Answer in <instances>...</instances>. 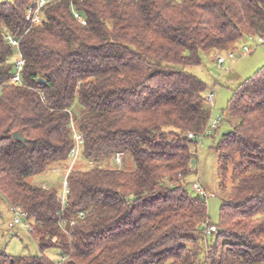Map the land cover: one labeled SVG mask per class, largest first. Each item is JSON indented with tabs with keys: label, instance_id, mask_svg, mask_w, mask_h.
Masks as SVG:
<instances>
[{
	"label": "trees",
	"instance_id": "trees-1",
	"mask_svg": "<svg viewBox=\"0 0 264 264\" xmlns=\"http://www.w3.org/2000/svg\"><path fill=\"white\" fill-rule=\"evenodd\" d=\"M27 2H0V194L27 212L38 253L1 252L0 264H264V65L234 89L213 147L220 188L231 182L218 224L185 187L187 134L210 117L187 67L264 38V0H50L38 26ZM7 33L21 37L23 86L7 83ZM71 122L89 167L67 173L62 207L55 186L27 179L69 163Z\"/></svg>",
	"mask_w": 264,
	"mask_h": 264
},
{
	"label": "rangeland",
	"instance_id": "rangeland-1",
	"mask_svg": "<svg viewBox=\"0 0 264 264\" xmlns=\"http://www.w3.org/2000/svg\"><path fill=\"white\" fill-rule=\"evenodd\" d=\"M257 35H254L256 38ZM243 46L251 47V51L236 60H227L225 69H220L214 57L216 52H201V63L194 66H188L187 70L198 76L206 85V92L216 87L214 93V107L206 106L210 113V120L221 115L222 120L219 122L216 130L207 129L204 134L194 139L190 148L193 151V157L190 162L191 173L186 177V189L189 194L195 195L191 183L198 181L206 192L214 193V196L205 197L207 206V216L213 224H218L219 209L222 198L228 194L231 182L229 177L225 181V189L219 186V178L217 174V156L213 150L224 132L231 129L233 120L226 113L228 102L233 94L234 89L247 77L251 76L258 68L264 65V42L255 44L249 37L244 38L235 47L241 51ZM221 55H224L222 52ZM225 68V67H224ZM77 102L74 103L76 106ZM76 163L81 167H89L87 161L77 158ZM56 167L49 169L43 173L29 177L27 180L34 185H53L57 188L58 194H61V183L64 178L65 168ZM57 169V170H56ZM13 213L8 203L0 194V253L10 256H24L28 254H37L38 248L36 242L31 238L28 231L19 225L12 227L8 223L13 219ZM208 241L212 240L209 236ZM44 254L53 261L60 259V251L57 248H48Z\"/></svg>",
	"mask_w": 264,
	"mask_h": 264
},
{
	"label": "built area",
	"instance_id": "built-area-1",
	"mask_svg": "<svg viewBox=\"0 0 264 264\" xmlns=\"http://www.w3.org/2000/svg\"><path fill=\"white\" fill-rule=\"evenodd\" d=\"M50 0H28L26 6H25V20L30 24V26H38L41 25L45 19V8L48 5ZM74 16L76 19H78L82 24H85V20L82 16H80L76 11H73ZM250 39H252L255 44H261L264 42V38L262 36H257L254 38V35L248 36ZM21 37H14L13 35L7 33L5 35V39L8 44L12 45L15 48V54L7 60L12 66V74L10 78L8 79L9 84L16 85V86H23L24 82L22 79V70L24 67V59L22 57V54L19 49V42ZM251 51V47L243 46L241 48V51H239L236 47H232L227 49L224 53V55H221L222 52H218L216 56L214 57V60L217 64V66L220 69H227L225 63L227 60H234L239 56L245 55ZM225 67V68H224ZM1 87V86H0ZM216 91V87L210 89L209 91H205L203 93V103L205 106H209L210 108L214 107V93ZM222 116L218 115L214 119L208 120L207 127L204 130L202 134L205 133L207 129L216 130L218 128L219 122L221 121ZM70 126L73 130V138H74V146L72 147L70 153H69V166L65 169L64 178L61 183L62 192L61 194H58V197L60 199L62 207L67 202L68 192L69 189L67 187V173L71 170L72 166L75 164L76 159L80 157L81 152V146L83 143V140L81 136L76 132L73 122L70 123ZM200 134V135H202ZM187 136L191 139H197L199 135L195 133H188ZM124 160V152H116L113 157L112 161L117 166L120 167ZM57 170V169H56ZM45 186V185H43ZM192 189L199 194L201 197H209L214 196V193L212 192H206L204 188L198 183V181H194L191 183ZM10 210L13 213V219L8 223L9 227H12L14 225H19L21 228L27 230L29 229L30 222L27 218V212L22 210L19 205H9ZM79 216H82V213L79 214ZM208 231H215V228L211 226ZM61 260V258H60ZM60 264V262H57Z\"/></svg>",
	"mask_w": 264,
	"mask_h": 264
},
{
	"label": "water",
	"instance_id": "water-1",
	"mask_svg": "<svg viewBox=\"0 0 264 264\" xmlns=\"http://www.w3.org/2000/svg\"><path fill=\"white\" fill-rule=\"evenodd\" d=\"M11 1L12 0H0V2H8V3H10ZM12 138L15 139V140H17V141H20V142H24L26 140L25 137L21 136L19 134V132H17V131H14L12 133Z\"/></svg>",
	"mask_w": 264,
	"mask_h": 264
},
{
	"label": "crops",
	"instance_id": "crops-1",
	"mask_svg": "<svg viewBox=\"0 0 264 264\" xmlns=\"http://www.w3.org/2000/svg\"><path fill=\"white\" fill-rule=\"evenodd\" d=\"M239 43H240V41H239L237 44H239ZM237 44H236V45H237ZM242 56H243V55H242ZM239 57H240V56H239ZM239 57H237V58H239ZM235 60H236V59H235Z\"/></svg>",
	"mask_w": 264,
	"mask_h": 264
}]
</instances>
